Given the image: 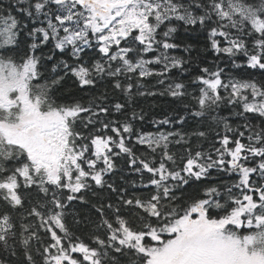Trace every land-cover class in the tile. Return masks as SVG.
I'll list each match as a JSON object with an SVG mask.
<instances>
[{
  "label": "snow or ice",
  "instance_id": "6c2138e0",
  "mask_svg": "<svg viewBox=\"0 0 264 264\" xmlns=\"http://www.w3.org/2000/svg\"><path fill=\"white\" fill-rule=\"evenodd\" d=\"M0 264H264V0L0 4Z\"/></svg>",
  "mask_w": 264,
  "mask_h": 264
},
{
  "label": "trees",
  "instance_id": "16d2710c",
  "mask_svg": "<svg viewBox=\"0 0 264 264\" xmlns=\"http://www.w3.org/2000/svg\"><path fill=\"white\" fill-rule=\"evenodd\" d=\"M12 2V0H0V4L7 6ZM180 39L185 41V42H189V43H193L194 46L198 49L201 50L200 55L203 58L206 54L203 53L202 49H203V40L199 39L196 33H190V34H184L183 32H181V36ZM176 54L180 55L183 53L177 52ZM193 55H196V52L193 53ZM207 59H211L210 56L207 57ZM236 71V70H233ZM240 75L242 76H247V72H241ZM255 78L259 79L260 75L259 73L255 74ZM105 91V87H99L98 89H96L94 92H78L76 86L73 84L72 80H68L67 83L65 84L64 88L62 89V93L64 95H67L69 93H76L78 96H83L87 99H91L93 97V95L99 96L102 92ZM109 95H112L111 93V89L108 88L107 89ZM136 110L139 111L140 109H143L144 112L146 113V116L148 119H152V118H161L163 115L165 114H171L172 113V109L175 107H178V105H174L172 104V98L171 97H167V96H147V97H137L136 98ZM221 114L226 115L227 114V110H224ZM190 125L196 127V128H200L202 127V124H196L194 121H190L189 122ZM137 126L139 127V124H137ZM206 127V126H204ZM145 129L146 130H152V127L150 124L146 123L145 124ZM205 147H207V144H205ZM119 166L121 169H123V175L127 176L128 172H127V168L126 165L123 163V161L119 162ZM120 175L121 173H117L115 175H113L111 177V179L117 183H123V181L120 179ZM223 179H227L226 177H224ZM98 196L101 199H106L108 196L107 192H103V193H99L98 192ZM96 197H93V200H95ZM74 208H78V205H74ZM79 211H81L82 213H84L85 215H89L88 209L87 208H80ZM69 223L71 224V226L73 227L74 230L76 229H80L82 230L84 228V225H76L73 222L72 217H69ZM77 234L80 235V231H77ZM84 236H87V232L84 233ZM83 238V237H82Z\"/></svg>",
  "mask_w": 264,
  "mask_h": 264
}]
</instances>
